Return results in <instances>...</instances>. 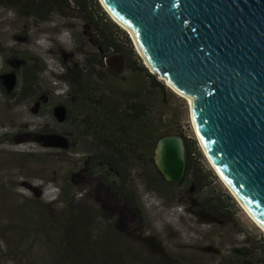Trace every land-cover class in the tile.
<instances>
[{
    "label": "trees",
    "instance_id": "1",
    "mask_svg": "<svg viewBox=\"0 0 264 264\" xmlns=\"http://www.w3.org/2000/svg\"><path fill=\"white\" fill-rule=\"evenodd\" d=\"M1 8L33 25L49 23L53 15L74 19L88 35V51L74 55L81 60H71L68 67L61 63L54 76L67 92L60 102L66 108V119L56 125L61 131H42L61 142L63 153L80 147V173L88 187L84 185L89 191L99 189L98 195L105 197L109 210L73 206L69 182L49 190L51 201L44 199L46 190L30 189L32 197L25 202L29 211L42 214L56 203L64 206L52 218L40 217L34 231L24 226L28 210H23V223L18 230L28 236L42 234L47 244V234L52 233L57 242L52 264H152L145 258L139 260L130 250L128 238H135L152 256L162 255V247L144 229L143 210L134 188L137 182L146 189H162L166 195H175L194 220L224 225L233 221L238 207L227 193L204 195L207 176H215L202 167L196 140L181 128L164 126L159 111L166 103L165 95H173L172 90L148 71L134 52L127 33L112 21L98 0H0ZM28 30L19 29L15 39L29 41ZM0 52L4 56L7 53L1 44ZM112 55L123 58L125 76L106 65ZM15 61L20 62L19 74L12 66ZM5 63L17 77L12 91H6L0 83V96L6 103L18 107L29 100L42 105L44 100L49 101L51 92L41 84L39 76L44 69L37 58L12 51L5 56ZM171 134L181 136L185 144L184 175L177 183L166 181L154 163L157 140ZM230 255L235 264H264V236L259 240L245 238L231 249ZM9 263L15 264L16 259H9Z\"/></svg>",
    "mask_w": 264,
    "mask_h": 264
},
{
    "label": "rangeland",
    "instance_id": "2",
    "mask_svg": "<svg viewBox=\"0 0 264 264\" xmlns=\"http://www.w3.org/2000/svg\"><path fill=\"white\" fill-rule=\"evenodd\" d=\"M25 27L29 29V41L15 39L14 35ZM82 30L81 23L74 19L53 15L49 23L33 25L15 18L9 10L0 9V44L6 48V55L18 51L37 58L44 69L39 76L41 84L51 92L49 101L43 102L44 105L29 100L17 107L14 103H6L0 96V250L5 257L0 264H10L11 258L16 259L15 264H52L54 260L53 249L57 242L52 233L47 234V244L42 234L28 236L18 231L23 223V210H28L25 202L32 197L31 190H46L48 193H44V199L51 201L49 190L52 187L62 188L69 182L72 185L73 206L109 210L105 197L99 196V189L94 192L85 187H88V182L80 173L83 156L80 147H76L74 152L63 153L60 151L63 147L61 142L42 131L43 128L61 131L56 126L58 123L53 118L52 110L57 105H63L60 102L65 100L67 92L64 84L54 76L60 70L61 63L68 67L71 60H81L74 55L88 51V35ZM131 44L137 54L132 40ZM0 56L2 75L9 72L10 66L5 63L4 54L0 52ZM116 58L115 55L107 58L114 70L120 66ZM19 70L18 66V74ZM123 72L121 76H125ZM156 79L165 85L157 75ZM171 92L173 95H165L166 103L162 106V112L159 111L165 121L164 126L181 128L196 140L202 155V167L215 176H207L208 188L205 185L204 195L227 193L236 203L238 212L228 225L197 221L182 209L175 195H166L162 189H146L138 186L137 182L134 188L143 210L144 229L162 247L163 253H153L152 256L135 238H128L130 250L139 260L144 261L142 258H145L152 264H235L230 255L231 249L242 244L245 238L259 240L264 233L247 217L206 158L193 130L187 101L178 99L177 94ZM63 207L61 203H56L48 206L42 214L33 209L25 211L28 219L24 226L34 231L38 228L40 217L52 218ZM45 224L50 226L48 221ZM100 246H103L102 242Z\"/></svg>",
    "mask_w": 264,
    "mask_h": 264
},
{
    "label": "water",
    "instance_id": "3",
    "mask_svg": "<svg viewBox=\"0 0 264 264\" xmlns=\"http://www.w3.org/2000/svg\"><path fill=\"white\" fill-rule=\"evenodd\" d=\"M98 1L128 31L148 71L188 101L206 158L264 231V0ZM116 60L119 72L124 60ZM16 79L14 71L0 75L8 92ZM52 114L63 123L65 106ZM154 163L166 181L179 182L183 138L158 139Z\"/></svg>",
    "mask_w": 264,
    "mask_h": 264
},
{
    "label": "bare ground",
    "instance_id": "4",
    "mask_svg": "<svg viewBox=\"0 0 264 264\" xmlns=\"http://www.w3.org/2000/svg\"><path fill=\"white\" fill-rule=\"evenodd\" d=\"M105 10V9H104ZM106 11V10H105ZM108 14V13H107ZM110 16V15H109ZM110 18H111V16H110ZM112 19V18H111ZM112 21H114L113 19H112ZM121 29H123L126 33L128 32L122 25H120L119 23H117L116 21H114ZM128 34V36L130 37V35H129V33H127ZM131 39V38H130ZM137 52V51H136ZM138 54V53H137ZM160 79V78H159ZM164 81V80H163ZM164 83H165V81H164ZM165 85H166V83H165ZM167 86V85H166ZM168 87V86H167ZM170 90H172L170 87H168ZM173 91V90H172ZM175 94H177L175 91H173ZM179 97L181 96V95H179V94H177ZM187 103H188V101H187ZM188 105H189V103H188ZM223 182V181H222ZM225 185V184H224ZM226 186V185H225ZM229 190V189H228ZM230 191V190H229ZM232 194V193H231ZM232 196H233V194H232ZM233 198L235 199V197L233 196ZM236 200V199H235ZM237 201V200H236ZM237 203H238V201H237ZM239 204V203H238ZM240 205V204H239ZM240 207L242 208V206L240 205ZM242 210L245 212V210L242 208ZM245 214L247 215V217L264 233V231L250 218V216L245 212Z\"/></svg>",
    "mask_w": 264,
    "mask_h": 264
}]
</instances>
